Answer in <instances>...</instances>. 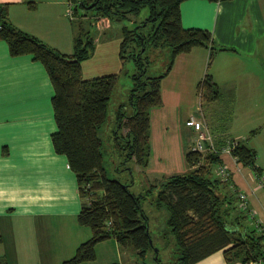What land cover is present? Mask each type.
<instances>
[{
  "label": "crops",
  "instance_id": "1",
  "mask_svg": "<svg viewBox=\"0 0 264 264\" xmlns=\"http://www.w3.org/2000/svg\"><path fill=\"white\" fill-rule=\"evenodd\" d=\"M0 3L8 4L13 25L62 53H73L77 28L84 21L77 16L78 0ZM180 14L183 27L207 29L216 45L231 49L217 51L209 64L205 47L176 55L160 83L162 105L150 111V137L152 111L166 103L177 109L181 104L186 107V102L191 104L186 95L198 90L209 71L221 91L218 100L224 106L227 134L210 131L206 117L203 121L189 114L184 124L195 134L207 128L217 146L233 139L244 144V130L260 127L254 134L256 141L246 139L256 152L259 175L252 170L246 181L235 173L240 163L228 155H222L220 161L229 167V182L246 196L249 222L264 233V0H184ZM82 17L87 18L86 12ZM98 20L99 28L109 29V20ZM121 40V30L119 36L105 34L94 39L93 54L81 62L82 78L118 74L123 66ZM95 58L100 61L96 68L91 64ZM52 93L43 66L26 55L10 56L5 42L0 41V264H60L92 234L89 227L77 223L81 199L75 174L51 144L50 134L56 129ZM125 250L109 238L96 244L94 260L80 264H126ZM193 264L242 262H228L222 250H217Z\"/></svg>",
  "mask_w": 264,
  "mask_h": 264
},
{
  "label": "trees",
  "instance_id": "2",
  "mask_svg": "<svg viewBox=\"0 0 264 264\" xmlns=\"http://www.w3.org/2000/svg\"><path fill=\"white\" fill-rule=\"evenodd\" d=\"M184 0H78V8L92 9L95 16L121 21L148 8V15L133 28L121 27L119 57L133 61L132 82L128 90L129 112L118 106L114 131V147L123 152L125 160H134L146 167L150 155V111L162 105L160 83L167 75L176 55L194 47L208 48V64L219 50L212 34L203 28H185L181 23L180 4ZM224 1V0H209ZM8 4L0 3V41L5 42L12 57L29 56L46 71L53 93L51 106L56 129L50 134L53 150L65 156L74 172L81 199L77 223L91 229V236L80 243L74 254L60 264H80L95 259L97 243L114 238L121 249L133 248L144 259L153 249L149 230L150 217L141 201L153 191L136 195L130 184L107 176L101 152L99 128L107 117V107L119 74H107L83 79L81 62L93 54L94 39L82 25L74 37V51L65 54L39 38L13 25L8 17ZM150 23L148 30H144ZM132 50L126 54L127 46ZM169 48V59L158 75L148 76L146 65L149 49ZM147 53V52H146ZM204 101H216L221 96L219 86L206 73L197 86ZM126 129L125 133L121 130ZM120 132V134H118ZM237 162L259 175L256 152L240 143L232 152ZM221 156L190 150L185 154L189 170L162 180L151 203L167 211L166 224L174 238V253L169 264H193L207 255L222 250L228 262L242 264L256 261L264 264V233L251 225L246 208L240 207L234 185L220 177L211 178L212 164L222 163ZM201 162L200 164H198ZM198 164V165H197ZM264 185V182H262ZM239 209L233 205L234 193ZM246 199V196H245ZM246 201V200H245ZM251 219V218H249ZM254 223V221H253ZM153 259H160L153 253ZM118 264V263H112Z\"/></svg>",
  "mask_w": 264,
  "mask_h": 264
},
{
  "label": "rangeland",
  "instance_id": "3",
  "mask_svg": "<svg viewBox=\"0 0 264 264\" xmlns=\"http://www.w3.org/2000/svg\"><path fill=\"white\" fill-rule=\"evenodd\" d=\"M86 12L87 18L82 15ZM148 8L141 9L138 15H129V19L121 21L111 20L108 23L109 29L99 28L98 19L102 18L95 16V11L92 9H84L79 7L77 16L84 20L82 27L90 31L93 39L100 40L105 34L109 37L120 35V29L123 25L129 28L136 27L141 20L148 15ZM135 22V23H134ZM150 23L144 28L148 30ZM103 31V32H102ZM132 50L131 44L126 48V54ZM152 51L151 55H147ZM147 52V53H146ZM144 54L147 55L149 64L146 65L147 75H158L164 70V64L169 59V48L149 49ZM100 61L95 58L91 64L94 68L97 67ZM133 61L125 60L121 67L119 80L115 86L107 107V117L105 122L99 128V137L102 140L101 152L103 155V166L107 176L111 179H116L124 184H130V190L136 194H144L153 186V191L146 199L141 201L142 208L150 217L149 230L152 237L153 249L147 252L144 259L139 258L133 248L125 250L124 259L126 264H158L153 259V253H156L160 259V264H169L172 254L174 253V237L170 235L169 228L166 224L167 211L164 208L157 209L152 203L155 197L159 184L162 180L175 174H181L189 170V166L185 162V154L193 145L196 134L192 128H188L184 124V119L187 115L194 116L196 119L205 121L208 118L210 131L218 130L227 134L228 123L226 122V114L222 101H204L201 99L198 90H194L190 95H186V99L191 100V104H181L180 108H176L171 103H166L163 108L154 109L153 131L150 137V155L146 167L139 166L134 160L124 162L125 156L123 152L118 151L114 147V131L117 127L116 115L118 106L123 104L125 112H129L128 90L132 86L130 74L133 72ZM209 73V71H207ZM185 97V96H184ZM193 104V105H192ZM190 110L188 109L190 106ZM188 109V110H187ZM183 116V119H182ZM206 117V118H205ZM176 121V122H175ZM161 125V126H159ZM240 128V127H239ZM247 129V127H246ZM260 129L259 126L250 127L244 130L243 141L247 145L246 139H255V133ZM125 133L126 129L121 130ZM120 134V132H118ZM249 146V145H247ZM261 162V159H259ZM199 162L198 164H200ZM197 164V165H198ZM257 164V163H256ZM217 164H212L210 170L211 178H217L215 169ZM239 169L235 168L238 175L248 181V172L252 171L249 167L239 165ZM233 192V191H231ZM234 193V192H233ZM235 198L237 197L234 193ZM236 210L239 209V201L236 198L233 202ZM247 215L249 214L248 212ZM250 218V216H249ZM251 219H247L250 221Z\"/></svg>",
  "mask_w": 264,
  "mask_h": 264
},
{
  "label": "built area",
  "instance_id": "4",
  "mask_svg": "<svg viewBox=\"0 0 264 264\" xmlns=\"http://www.w3.org/2000/svg\"><path fill=\"white\" fill-rule=\"evenodd\" d=\"M70 5V4H69ZM69 13H72V9L69 6ZM239 145V140L233 139L228 140L226 143L217 146L214 141L212 135L208 132L207 128H202L196 132V138L193 142V145L191 147V150L193 151H199L202 153H214L216 155H228L233 158V160L236 162L237 158L233 156L232 152L233 150ZM215 173L218 177H220L221 180L228 179L230 175V170L227 164L225 163H219L217 164V167L215 169ZM232 189H235L232 185L230 186ZM238 196L240 199V207L242 209L246 208V199L243 192H238ZM248 264H258L256 261H251Z\"/></svg>",
  "mask_w": 264,
  "mask_h": 264
},
{
  "label": "water",
  "instance_id": "5",
  "mask_svg": "<svg viewBox=\"0 0 264 264\" xmlns=\"http://www.w3.org/2000/svg\"><path fill=\"white\" fill-rule=\"evenodd\" d=\"M149 242H150V244H152V240L151 239L149 240Z\"/></svg>",
  "mask_w": 264,
  "mask_h": 264
}]
</instances>
